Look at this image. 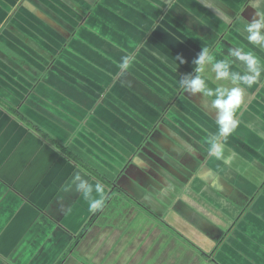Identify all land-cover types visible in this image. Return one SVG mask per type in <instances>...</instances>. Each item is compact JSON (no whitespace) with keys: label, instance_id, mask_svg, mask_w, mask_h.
Wrapping results in <instances>:
<instances>
[{"label":"crops","instance_id":"1","mask_svg":"<svg viewBox=\"0 0 264 264\" xmlns=\"http://www.w3.org/2000/svg\"><path fill=\"white\" fill-rule=\"evenodd\" d=\"M257 11L264 0H0V264H264V72L239 85L221 159L214 97L178 83L203 47L234 72L237 47L264 65L240 31ZM76 174L103 186L102 207Z\"/></svg>","mask_w":264,"mask_h":264},{"label":"clouds","instance_id":"2","mask_svg":"<svg viewBox=\"0 0 264 264\" xmlns=\"http://www.w3.org/2000/svg\"><path fill=\"white\" fill-rule=\"evenodd\" d=\"M245 21L240 31L242 34H246L245 39L248 43L264 46V13L254 12L252 19L250 21L245 19ZM229 56L234 57L236 61L243 62L245 69L243 74L230 70L231 61L229 59L217 60L208 47H203L192 60V63L196 66L194 70L181 75L178 81L187 93H201L205 97H214L211 103L217 109L218 132L210 136L208 140V153L217 159H221L223 156L221 137L226 139L240 124V121L236 119V112L241 106L244 89L239 85L252 86L260 78L261 73L264 72V65L261 64L251 50L245 51L243 48L237 47L230 50ZM131 59L132 57H125L119 67L126 70ZM176 59L180 64L185 62L179 55L176 56ZM209 66L216 81H229L233 86L208 87L204 73ZM73 182L76 190L81 192L85 200L88 201L90 210L94 211L103 206L104 189L100 183L93 186L79 174L74 176ZM93 192L98 194V198H93Z\"/></svg>","mask_w":264,"mask_h":264},{"label":"trees","instance_id":"3","mask_svg":"<svg viewBox=\"0 0 264 264\" xmlns=\"http://www.w3.org/2000/svg\"><path fill=\"white\" fill-rule=\"evenodd\" d=\"M67 154L70 155L68 151H67ZM99 176H100L101 179H103V180L105 181L106 178H105L104 176H102V175H100V174H99ZM114 189H116V191L123 192V189H122L121 187L116 186ZM114 189H112V191H114ZM105 201H106V200H105ZM137 203H138V205H137ZM134 204H136L137 207L144 209V210H145L146 212H148L151 216H154V217H155V215H153L154 212H153V211L150 209V207H148L145 203H142L141 201L137 200V202H134ZM157 216H158V214H157ZM155 218H156V217H155ZM156 219H159L160 223H162L165 227H167V228H168L169 230H171L174 234H176V236H177L180 240H182L183 242L185 241V242L189 243L190 246H193L195 249H198V251L200 250L197 246H195V245L193 244V242H191L189 239L185 238V236H183L182 233H179L175 228L171 227V226L168 224V222H166L164 219L161 218V216H158V218H156Z\"/></svg>","mask_w":264,"mask_h":264},{"label":"rangeland","instance_id":"4","mask_svg":"<svg viewBox=\"0 0 264 264\" xmlns=\"http://www.w3.org/2000/svg\"><path fill=\"white\" fill-rule=\"evenodd\" d=\"M115 188V187H114ZM112 189H113V187H112ZM112 189H110V190H112ZM172 225L174 226V224L172 223ZM174 228V227H173Z\"/></svg>","mask_w":264,"mask_h":264},{"label":"water","instance_id":"5","mask_svg":"<svg viewBox=\"0 0 264 264\" xmlns=\"http://www.w3.org/2000/svg\"><path fill=\"white\" fill-rule=\"evenodd\" d=\"M111 191H112V190H109V191H108V194L111 193Z\"/></svg>","mask_w":264,"mask_h":264},{"label":"flooded vegetation","instance_id":"6","mask_svg":"<svg viewBox=\"0 0 264 264\" xmlns=\"http://www.w3.org/2000/svg\"><path fill=\"white\" fill-rule=\"evenodd\" d=\"M132 200H134V199L132 198Z\"/></svg>","mask_w":264,"mask_h":264}]
</instances>
